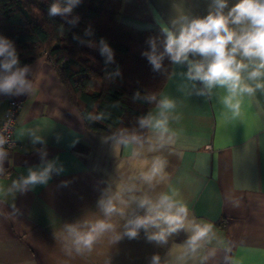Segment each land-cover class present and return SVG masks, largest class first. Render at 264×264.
Listing matches in <instances>:
<instances>
[{"label": "crops", "instance_id": "0c3cea01", "mask_svg": "<svg viewBox=\"0 0 264 264\" xmlns=\"http://www.w3.org/2000/svg\"><path fill=\"white\" fill-rule=\"evenodd\" d=\"M235 2L229 0V6ZM174 3L191 16L203 17L212 0H122L120 19L137 29L161 30L175 16ZM27 66L28 78L36 81L33 93H0L2 118L11 100L21 101L16 145L7 152L0 174V264H151L156 254L166 259L173 245L184 243L187 232L174 233L163 245L149 242L143 229L136 238L122 236L115 243L114 233H106L91 252L65 251L60 238L66 225L84 230V221L104 218L98 201L131 174L132 149L118 144L117 137L87 129L45 56ZM186 72V64H172L160 93V99L163 94L176 102L169 113V126L177 132L175 145L152 153L145 146L144 151L149 160L166 158L168 180L145 191L155 197L169 185L179 189L190 218L212 222L231 242L227 255L236 264H264V94L257 91L243 122L224 123L218 120V96L224 90L213 89L211 99L197 95L202 84L195 82L194 89ZM150 112L155 114L156 106ZM36 136L41 141L33 143ZM44 161H55L63 171L51 173L46 184L12 189L13 181L26 177L30 168H41ZM112 222L117 232H124V218L116 215ZM225 255L218 251L208 264H225Z\"/></svg>", "mask_w": 264, "mask_h": 264}, {"label": "clouds", "instance_id": "9594fccd", "mask_svg": "<svg viewBox=\"0 0 264 264\" xmlns=\"http://www.w3.org/2000/svg\"><path fill=\"white\" fill-rule=\"evenodd\" d=\"M80 2L56 0L48 14L67 19ZM173 9L174 18L169 24L161 26L163 50L158 48L157 40L151 38L148 41L151 50L142 55L147 57L154 71L162 69L165 57L173 65L186 64L187 72L183 75L193 82L192 87L196 88L197 81L202 84L196 91L197 95L211 99L213 89L224 90L218 96V120L224 123L243 122L257 91L264 94V0H236L231 6L229 0H212L208 14L203 17L191 16L181 4L174 3ZM76 19L69 23L75 24ZM85 35H92L91 30L86 29ZM89 46H92L91 42ZM99 50L106 57V63L113 61V51L104 39L99 41ZM190 56L199 59H190ZM29 74V66H20L14 43L0 35V93L32 94L36 81L29 79ZM116 75H119L118 70ZM138 97L139 93L134 98ZM147 99L156 101L157 97L152 94ZM175 108L176 102L162 94L156 103L155 114L150 112L139 118L140 128L149 130L150 135L142 136L125 130L118 137V144L132 149V172L116 184L114 191L108 190L111 194L98 201L104 218L84 221V230L79 225L65 226L66 235L60 239L67 253L91 252L106 233H114L111 242L115 243L122 236L136 238L143 229L149 242L163 245L174 233L184 230L188 233L184 243L173 245L163 261L160 255H153L151 264H208L221 250L226 253L225 264H236L234 258L227 255L232 252L231 242L216 232L212 222L190 218L189 204L179 189L169 185L167 190L155 197L145 191V187L153 190L168 180L166 158L156 155L149 160L144 157V151L145 146L146 151L152 153L175 145L177 132L169 126V113ZM100 118L91 117L94 120ZM37 141H41V137L36 136L33 143ZM6 143L7 138L0 134V174L4 172ZM44 156L46 153H42V161ZM54 171L61 172L63 169L57 168L55 161H44L41 168H30L26 177L13 181L12 189L23 191L29 186L46 184ZM3 192L0 187V193ZM238 206L237 201L234 207ZM130 209L132 215L128 216ZM116 215L125 219L123 233L117 232V225L112 222Z\"/></svg>", "mask_w": 264, "mask_h": 264}, {"label": "trees", "instance_id": "16d2710c", "mask_svg": "<svg viewBox=\"0 0 264 264\" xmlns=\"http://www.w3.org/2000/svg\"><path fill=\"white\" fill-rule=\"evenodd\" d=\"M54 2L0 0V35L14 43L20 66L45 56L87 129L117 138L125 130L148 136V130L140 128L139 118L156 106L172 63L165 57L162 69L154 71L142 53L151 50V38L163 50L161 30L137 29L122 22V0H81L67 19L49 16ZM33 9L42 13V22L33 19ZM73 19L76 23H69ZM86 29L92 35H85ZM101 39L113 51L112 62L106 63L100 53ZM137 93L139 97L134 98ZM152 94L156 101L147 99ZM95 116L101 118L91 119Z\"/></svg>", "mask_w": 264, "mask_h": 264}, {"label": "built area", "instance_id": "2783aa9c", "mask_svg": "<svg viewBox=\"0 0 264 264\" xmlns=\"http://www.w3.org/2000/svg\"><path fill=\"white\" fill-rule=\"evenodd\" d=\"M20 108L21 101L11 100L5 116L3 118L0 117V134L7 138V143L4 145L6 152L14 148L16 145L14 134Z\"/></svg>", "mask_w": 264, "mask_h": 264}, {"label": "rangeland", "instance_id": "374dc122", "mask_svg": "<svg viewBox=\"0 0 264 264\" xmlns=\"http://www.w3.org/2000/svg\"><path fill=\"white\" fill-rule=\"evenodd\" d=\"M31 15H32L33 19L38 21V22H42L43 19H44L42 13L37 11V10H35V9L31 10ZM58 17H61V16H58Z\"/></svg>", "mask_w": 264, "mask_h": 264}]
</instances>
